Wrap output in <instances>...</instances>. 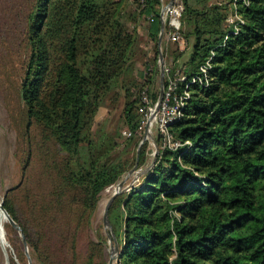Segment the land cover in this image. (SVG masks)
Here are the masks:
<instances>
[{
  "label": "trees",
  "instance_id": "trees-1",
  "mask_svg": "<svg viewBox=\"0 0 264 264\" xmlns=\"http://www.w3.org/2000/svg\"><path fill=\"white\" fill-rule=\"evenodd\" d=\"M130 1L152 18L157 60L159 12L168 0ZM179 1L181 34L192 42L181 63L185 49L170 42V58L163 52L170 72L189 77L215 53L208 85L191 86L171 126L182 145L162 148L155 134L152 157L148 139L94 126L99 107L118 97L138 40L123 0H0L2 20L12 26L4 41L19 51L26 113L22 178L6 190L3 207L41 264H107L106 232L91 236L100 194L153 158L138 184L122 187L109 204L112 264H264V0ZM234 6L242 22L232 33L226 18ZM157 72L149 66L136 91L144 83L155 100L159 88L149 83ZM133 95L125 90L131 131L140 121ZM15 241L22 246L20 236Z\"/></svg>",
  "mask_w": 264,
  "mask_h": 264
},
{
  "label": "rangeland",
  "instance_id": "rangeland-1",
  "mask_svg": "<svg viewBox=\"0 0 264 264\" xmlns=\"http://www.w3.org/2000/svg\"><path fill=\"white\" fill-rule=\"evenodd\" d=\"M211 1L218 2L222 0ZM7 3L8 2L5 1V4ZM122 4L127 10L126 12L128 14V17H130H124V19L126 20L130 28H136L138 33V40H136L135 46L133 48L130 66L123 78L120 80L118 97L115 99V101H108L107 105L104 104L103 106L99 107L98 111L95 114L94 126H96L97 124H103L106 129L109 130H111L112 128H116V136H119L121 138H127L128 136L125 135L123 132L124 130L128 129L123 114V106L125 103V90H132L134 92L133 97H137V101L133 110L134 112L137 111L139 91L143 87V85H146L143 83V85L139 87L138 91H136L138 84H142L145 78H148L149 66H158V72L155 75L153 81H151V83L149 84L153 87L154 90L160 88L161 76L158 53L159 50H161L162 54L165 53V58L169 59V53L171 49L174 48L175 43H170L171 41H167V43L162 42L164 41V39H162L161 46L159 47L157 38L158 52L156 54L157 60H155V41L153 39V35L150 33L151 31L148 29L150 17H148V15L144 13L138 12V10L135 9V5H133L130 0H123ZM11 28V23L8 24L6 23V20H2V16L0 13V202H2V205L6 190L21 181V167L23 160L25 159L26 152V113L18 93L19 51L15 46H13L12 49L9 48L7 43H5L4 41L8 38L11 39ZM190 40L183 41V46L184 48H186V51L179 59V63H181L189 56L192 37L190 38ZM35 132L36 128L31 127V135H33ZM135 138L138 139L139 142H141L143 136L142 134L136 132ZM151 147L154 148L153 145H151ZM154 152L155 150L152 151V157H154L155 155ZM132 167H134V170L128 173ZM132 167L122 176L121 180H123V183L121 187H118L117 182L111 186L106 187L101 192L97 208L91 217L90 225L92 238L97 239L98 233L106 232L107 238L104 237L106 241L105 248L103 249L104 252H108V256L109 251L111 249L112 241L107 235V228L103 225L102 221L104 207L108 199L117 189L120 188L121 190L123 187V189L126 190L129 185L138 184V180L140 179L142 174L145 173L146 170L145 168L143 169L142 167L140 168L136 165H133ZM87 227L88 225H86V229H84L80 236V257L78 259L79 263L84 260L85 251L83 246L86 243L87 239ZM2 231H4L5 242L2 246L0 241V264H6L7 259L8 264H13L14 258V264H29L25 254L24 244L22 243V246L19 247V245L15 241L16 236H20V234L8 222L7 215L4 210L2 213V217L0 218V236ZM26 248L30 258V263L41 264L39 260L30 252V249L27 244ZM19 251L22 253V256L20 255Z\"/></svg>",
  "mask_w": 264,
  "mask_h": 264
},
{
  "label": "built area",
  "instance_id": "built-area-1",
  "mask_svg": "<svg viewBox=\"0 0 264 264\" xmlns=\"http://www.w3.org/2000/svg\"><path fill=\"white\" fill-rule=\"evenodd\" d=\"M142 1V0H140ZM166 1L162 7L163 11V35L167 41L182 43L184 38L181 34L182 28V13L184 10L183 4L179 0H173L170 5ZM160 9V11H161ZM160 18V12H159ZM150 19H152L150 17ZM226 21L232 24V33L238 30L239 23L242 22L236 8L228 14ZM226 34L220 46L225 44ZM214 49L210 50L206 59L198 66V70L191 76H187L180 70L170 72L169 67L164 61V73L166 79L163 82V93L161 100L158 103V97L153 100L150 90L147 85L139 91L137 111L140 115V121L134 131L124 130V134L128 137L133 133L142 134L144 139H148L154 146L155 134L159 136L161 147L176 149L182 145V142L175 137L171 126L183 115V107L190 97V89L193 84L207 86L209 83L208 70L211 67V59L214 55ZM159 95V94H158Z\"/></svg>",
  "mask_w": 264,
  "mask_h": 264
},
{
  "label": "water",
  "instance_id": "water-1",
  "mask_svg": "<svg viewBox=\"0 0 264 264\" xmlns=\"http://www.w3.org/2000/svg\"><path fill=\"white\" fill-rule=\"evenodd\" d=\"M173 0H168L167 4L170 5L172 3ZM163 11H164V8L161 9L160 11V30H159V35H158V45L159 47L161 46V40H162V35H163V27H164V20H163ZM160 49V48H159ZM158 57H159V64H160V88H159V95H158V103L159 101L161 100V97H162V93H163V76H164V70H163V67H164V57H163V54L161 52V50H159V53H158ZM154 150L156 152L157 150V145L156 143H154ZM154 152V153H155ZM153 161H154V158L152 159L151 163L148 165V167L145 169L147 170L149 167H151V165L153 164ZM134 170V167H132L128 173L132 172ZM123 183V180H120L118 182V187H121ZM120 191V188L117 189L113 194L112 196L108 199L105 207H104V211H103V215H102V221H103V225L108 228L110 230V233L113 235V232H112V229H111V225H110V222L108 220V207H109V204L111 202V200L113 199V197ZM1 206L3 208V210L5 211L6 215H7V220L8 222L19 232L21 238H22V241H23V244L25 246V254H26V257L28 259V263H30V258H29V255L27 253V248H26V242H25V239H24V236H23V233H22V230L20 228V226L11 218V216L8 214V212L4 209L3 205H2V202H1ZM3 230V229H2ZM0 241H1V244L3 246V243L5 242V236H4V231H2L1 233V238H0ZM117 252V243L116 241L114 240V244L112 245L111 243V249L109 251V259H108V263L107 264H112V259H113V256L114 254ZM6 264H8V259L6 260Z\"/></svg>",
  "mask_w": 264,
  "mask_h": 264
},
{
  "label": "bare ground",
  "instance_id": "bare-ground-1",
  "mask_svg": "<svg viewBox=\"0 0 264 264\" xmlns=\"http://www.w3.org/2000/svg\"><path fill=\"white\" fill-rule=\"evenodd\" d=\"M2 213H3V208H2L1 202H0V218L2 217ZM0 238H1V236H0Z\"/></svg>",
  "mask_w": 264,
  "mask_h": 264
},
{
  "label": "crops",
  "instance_id": "crops-1",
  "mask_svg": "<svg viewBox=\"0 0 264 264\" xmlns=\"http://www.w3.org/2000/svg\"><path fill=\"white\" fill-rule=\"evenodd\" d=\"M190 40V39H189ZM191 41V40H190ZM184 44H183V42L181 43H179V46H180V48H184V46H183ZM184 49H186V48H184ZM186 51V50H185Z\"/></svg>",
  "mask_w": 264,
  "mask_h": 264
}]
</instances>
